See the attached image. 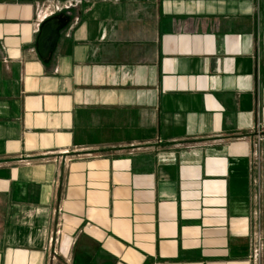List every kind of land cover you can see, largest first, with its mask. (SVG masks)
<instances>
[{
  "label": "crops",
  "instance_id": "1",
  "mask_svg": "<svg viewBox=\"0 0 264 264\" xmlns=\"http://www.w3.org/2000/svg\"><path fill=\"white\" fill-rule=\"evenodd\" d=\"M261 136L264 0H0V264H264Z\"/></svg>",
  "mask_w": 264,
  "mask_h": 264
},
{
  "label": "water",
  "instance_id": "2",
  "mask_svg": "<svg viewBox=\"0 0 264 264\" xmlns=\"http://www.w3.org/2000/svg\"><path fill=\"white\" fill-rule=\"evenodd\" d=\"M57 28H54V23L48 22L42 29L39 46L42 54H48L55 49L58 34Z\"/></svg>",
  "mask_w": 264,
  "mask_h": 264
},
{
  "label": "built area",
  "instance_id": "3",
  "mask_svg": "<svg viewBox=\"0 0 264 264\" xmlns=\"http://www.w3.org/2000/svg\"><path fill=\"white\" fill-rule=\"evenodd\" d=\"M259 139V142H262L263 140H264V137H260V138H258Z\"/></svg>",
  "mask_w": 264,
  "mask_h": 264
}]
</instances>
